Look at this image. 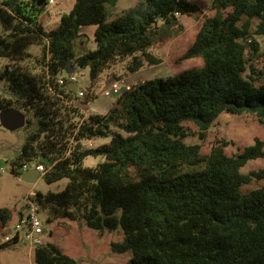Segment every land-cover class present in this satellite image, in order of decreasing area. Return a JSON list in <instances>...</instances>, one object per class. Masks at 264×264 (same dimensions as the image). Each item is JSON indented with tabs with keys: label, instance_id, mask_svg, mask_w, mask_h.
Wrapping results in <instances>:
<instances>
[{
	"label": "trees",
	"instance_id": "obj_1",
	"mask_svg": "<svg viewBox=\"0 0 264 264\" xmlns=\"http://www.w3.org/2000/svg\"><path fill=\"white\" fill-rule=\"evenodd\" d=\"M118 1L74 0L46 31L39 15L47 0H0V57L9 60L0 71L9 93H0V110L21 111L29 128L11 173L20 175L32 158L47 159L39 162L47 167L44 180L67 183L58 192H35V202L51 217L83 220L100 233L120 229L122 238L111 247L131 253L126 264H264V167L240 171L264 157V138L234 154L225 151L224 139L206 153L185 140L186 123L203 139L221 113H249L264 126V70L252 62L259 44L251 31L256 18V33L264 34V0H212L214 13L181 56L200 58V66L133 84L105 113L90 112L79 124L103 70L124 58L128 72L158 64L147 50L181 30L180 15L201 12L192 0H137L108 19V7ZM86 25L95 26V48L79 53L76 41ZM33 44L39 55L22 65ZM70 67L88 69L83 96L57 81ZM119 78L112 73L105 85ZM105 136L109 142L96 147L74 143ZM89 155L104 160L85 166ZM252 181L260 184L243 192ZM9 217L1 207L0 229ZM33 258L76 264L52 243L34 247Z\"/></svg>",
	"mask_w": 264,
	"mask_h": 264
},
{
	"label": "rangeland",
	"instance_id": "obj_2",
	"mask_svg": "<svg viewBox=\"0 0 264 264\" xmlns=\"http://www.w3.org/2000/svg\"><path fill=\"white\" fill-rule=\"evenodd\" d=\"M137 0H119L114 7H108L109 18L121 14L126 9L134 6ZM196 2L201 12L191 15H180L179 21L182 24L181 30L174 36L160 41L147 51L155 57L161 59L158 64L150 65L147 62L143 67L135 72H128L126 64L129 58L118 59L107 69L103 70L92 91L96 97L91 101L90 112L105 113L116 98V95L104 96L100 90L110 74L114 73L120 76L122 90L145 80L159 77L173 76L184 70L198 67L202 64L200 58L181 59V56L194 41L205 16L212 15L210 5L212 0H192ZM74 0H55L53 4H46L39 15V22L43 28L48 31L57 26L60 16L68 13ZM258 20L252 19V36L259 44V50L253 59L256 69L264 70V34L256 33ZM94 25H86L80 28L81 35L77 38V52H84L88 49H94L93 41ZM28 52L31 54L29 60L21 64L32 65L35 58L40 53L39 45H30ZM250 54V52H249ZM9 63V60L0 57V71ZM78 87L88 89L89 77L87 68H75ZM66 72L62 74L65 76ZM0 93L9 96L6 80L0 78ZM189 128V136L185 138L190 143H200L202 152H208L210 147L219 140H227L229 144L225 147L228 154H234L245 146L251 144L255 137L264 138V126L261 125L256 117L249 113L239 115L221 113L206 132V136L200 139L198 129L193 123H186ZM32 129V127H31ZM29 128L22 126L15 130H9L2 126L0 122V208L6 207L10 210V217L6 225L1 227L2 233L12 234L14 225L19 217V212L26 214L28 210L29 198L34 202V193L58 192L64 188L67 179H61L52 183H47L42 174L37 176L36 181L26 182L19 178V175L11 173V162L20 153L22 145L26 141ZM109 136L97 137L93 139L92 147L103 143H108ZM104 160L101 155L87 156L83 164L85 166H95L98 162ZM49 164V161L42 157L32 158L27 161L30 168H34L37 163ZM264 167V157H259L247 161L241 167L240 171L247 173L250 170ZM260 183L252 181L244 185L241 189L247 192L255 188ZM37 216L41 221L43 234L41 238L43 243H52L63 253L72 257L76 264H126L131 258L130 252L115 253L112 251L111 243L120 241L122 232L116 231L99 232L90 228L83 220H72L66 217H51L47 208L40 206L36 202ZM33 247H30L24 239L23 231L20 232L19 239L8 247L0 248V264H37L33 258Z\"/></svg>",
	"mask_w": 264,
	"mask_h": 264
},
{
	"label": "built area",
	"instance_id": "obj_3",
	"mask_svg": "<svg viewBox=\"0 0 264 264\" xmlns=\"http://www.w3.org/2000/svg\"><path fill=\"white\" fill-rule=\"evenodd\" d=\"M54 2L55 0H47L48 4H53ZM57 81L59 84L66 83L69 86L73 87L74 83H77V77H76L75 72L66 73L65 76H60ZM122 81L123 80L119 78V79L112 81L108 85H105L104 83L100 90V94L104 96H111V95L117 96L122 91V87H121ZM75 90L77 91L78 96L84 95V90L79 88L78 86L76 87ZM90 104L91 102L89 103V108L83 111V116L81 117L79 124L90 113V110H91ZM74 143L75 144L79 143L81 148H88V147H92L93 139L80 138V139L75 140ZM29 168H30L29 165L26 163L23 165L22 171H26ZM34 168H36L40 172V174H43L44 172L47 171V167L41 163H37L34 166ZM0 172H3V170L1 169ZM37 213H38V208H37L36 202L35 201L32 202L29 198L27 213L22 214L20 212L17 222L14 225V232L9 235L7 233H2L0 231V245L11 242L14 239L18 240L21 231H23L24 239L28 242L30 247L34 248L38 245L44 244L41 238V235L43 234V228H42L41 221L37 216Z\"/></svg>",
	"mask_w": 264,
	"mask_h": 264
},
{
	"label": "water",
	"instance_id": "obj_4",
	"mask_svg": "<svg viewBox=\"0 0 264 264\" xmlns=\"http://www.w3.org/2000/svg\"><path fill=\"white\" fill-rule=\"evenodd\" d=\"M70 62H68L69 65ZM66 73L74 72V68L70 67L65 70ZM77 87V83H74L73 89L75 90ZM0 122L2 126L9 130H15L17 128L22 127L25 124V116L24 114L12 107L5 108L0 110ZM40 172L36 168H29L26 171H23L19 178L22 181L26 182H34L37 179V176Z\"/></svg>",
	"mask_w": 264,
	"mask_h": 264
},
{
	"label": "crops",
	"instance_id": "obj_5",
	"mask_svg": "<svg viewBox=\"0 0 264 264\" xmlns=\"http://www.w3.org/2000/svg\"><path fill=\"white\" fill-rule=\"evenodd\" d=\"M77 86H78V84H77ZM19 215H20V212H19Z\"/></svg>",
	"mask_w": 264,
	"mask_h": 264
}]
</instances>
